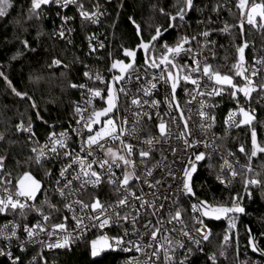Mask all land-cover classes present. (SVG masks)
I'll return each mask as SVG.
<instances>
[{
  "label": "snow or ice",
  "instance_id": "snow-or-ice-1",
  "mask_svg": "<svg viewBox=\"0 0 264 264\" xmlns=\"http://www.w3.org/2000/svg\"><path fill=\"white\" fill-rule=\"evenodd\" d=\"M55 5L59 8H67L70 5H76V11L79 16L91 23L95 24L98 22L100 12L99 4L95 5L91 11L87 10L80 0H30V6L28 8V19L35 17L39 19L43 10V6ZM11 6V0H0V17H5L8 13V9ZM155 7V6H153ZM174 11H166L163 7L159 8V12L162 16L166 17L168 21L167 28L162 25H156L154 34L150 35V38L145 40L143 37V30L136 20L129 16L128 20L135 29V35L139 42L132 47L121 46V55L123 58L111 59L112 53H109L111 63L107 69L110 74V79L105 78L99 71L95 75L92 74L88 66L85 65V71L83 76L89 81H93V86H88L86 83H71L69 87L73 89H80L82 97L87 94L85 100L86 107H81L79 104L73 105V118L75 119L76 128L64 129L60 132L50 131L46 136V143L40 145L36 142V146L32 147V156L29 157V161L36 165H42L50 159L67 160V163H62L59 168L58 174L54 170H46L45 176L52 179L55 175L56 178L53 181L54 188L52 189L54 194H58L59 197L65 201L63 208L69 212H73L76 206H79L81 212L87 210L86 215L89 223H84V217L76 215L73 212L71 220L74 221V230L95 229L96 235L93 239L87 242V246L90 249V255L92 257H99L101 253L108 250L116 251L121 250L125 253H131L133 250L136 253H143L144 250L153 249L151 252L152 257H156L159 260L160 253H163V264H176L175 261V249L177 247H184V244L180 240H173L169 237L168 229L163 227L164 221L162 219L165 205L160 203L159 207H156L159 202V196L156 193H152L153 199L148 200L145 198V194L142 188L139 187L141 181L143 184L148 185L149 188H155L156 185L161 183L160 180H156L154 183L149 181V177L153 175V169L147 168L146 175L143 179L141 176L136 175L137 161L135 157H139V163L144 164L145 161L150 157V151L144 148L139 150L132 144L126 141V136H131L138 130L133 127L131 130L124 127L128 123L125 118L120 123H117L119 117L116 115L118 111V100L119 94L123 93L125 96L128 95L124 87L117 88L116 85L122 84L126 79H132V71L135 69L136 60L139 52L144 53V63L141 65L147 71V69H157L160 71V75L153 76L152 80H148L146 85H141L138 89V93H143L144 97H151L154 91L158 88V85H163L170 89V92H166L164 96V103L167 107L179 113V117L173 116L169 123H176L177 119L184 122V130L180 132V138H183L186 149H197L192 152L187 159L186 163H182L179 171V176L175 172L169 171V175L173 180H178L177 191L187 196L192 200L190 204V210L192 213L191 220L194 225H198L195 231L200 235L199 239H195L191 233L187 230L185 221L183 219L184 212L180 208H176L174 211L169 210L168 220L169 224L175 222L176 224L182 225L180 228V235L187 237L188 240L192 241L196 245H201L203 242H208L211 238V230L207 228L205 219L228 220V229L223 236L222 244L229 241V235L227 231H230L237 227L236 216L237 214L244 213L245 208L240 204L242 196L240 194L230 195L226 198V201L221 202L213 198L212 200L201 199L196 195L194 185L192 183L193 174L197 172L198 162L205 160L210 154L204 151L198 150V145L203 143L205 149L211 147L206 140L190 139L193 133L188 127V122L184 117L183 109H181L177 89L183 82L185 85H192L191 93L192 99L196 96H215L222 97L225 93L228 94L229 99L236 101L234 109L230 108L227 115L224 117L225 131L230 127L247 126L250 129L251 136V149H246L244 145H241L239 151L244 153L248 164L241 166V172H238L228 159H224L220 165L221 169L225 167L228 169L229 175L235 178L237 175L242 176V184L245 194L251 196L249 191L250 186L261 185L262 181L255 175L249 177V173L253 172L251 161L253 157H257L258 154H264V143L258 140V130L254 126L253 122L256 119L255 109H245L240 102L239 96L243 95L245 99H249L251 95L259 88L264 92V83L256 84L252 77L257 75V71H252L250 74L245 68V49L248 47L247 42L236 47L237 59L232 64V74H222L218 68H213L211 64L207 62V59H197V54L189 46L190 40H196V36L189 37L188 35H177L176 40L173 44H169L167 41L160 44L159 49L156 45L162 40L164 33L169 29H178L176 21H184L186 15L194 7V0H175L172 5ZM236 7L240 12L241 19L243 20L246 16L247 23L253 27L264 29V2L256 3L255 0L249 4V0H237ZM215 11V9H213ZM59 15V13H58ZM258 18V19H257ZM61 21L68 22L72 20V17L67 15L60 16ZM230 25H225L222 32L229 31ZM242 27V25H241ZM67 32H71V29H65L62 24L61 27L53 31L52 35L63 39ZM205 38V43L201 44V49L207 46V38L209 36L208 31H204L198 34ZM95 35L89 37V50L90 53L96 49L92 42L95 40ZM71 43V41H69ZM21 44L24 49L35 51L30 47L27 40H21ZM99 48H104L103 43H97ZM20 55L17 52L11 59H16ZM187 55L190 58L189 61H185L183 64L178 63V58ZM257 63L264 64V60L257 61ZM63 61L59 58L53 57L51 63L48 65L49 68H55L61 66ZM163 66V67H161ZM64 68H68L67 64H63ZM198 74V75H197ZM241 78L244 83L237 84L234 82V78ZM139 74L136 75L137 81L140 80ZM0 79H3L5 85L11 89V91L21 99L31 100L32 98L27 95L26 92H21L13 86L12 81L8 78L5 71L0 70ZM33 79V77H29ZM38 79V78H37ZM203 81V90H201ZM95 82H99L100 87L95 86ZM211 88L209 90V83ZM102 89L106 90V95L102 92ZM185 95L190 94L188 87L184 89ZM99 99L102 106L97 108L94 104V100ZM185 103H191V101H185ZM149 100L144 99L142 101L141 96L134 95L131 97V105L142 107L148 105ZM160 101L151 99L150 107H159ZM215 105H213L214 107ZM31 107L36 109L38 105L33 102ZM208 105L203 99L200 100L199 116L201 118L200 128L202 130H210L215 123V116L209 115L205 109ZM134 116H145L151 119L148 112H136ZM37 119H43L39 112L36 113ZM238 120V123H237ZM160 136L152 137L149 136L142 143L152 146L154 142H157L161 137H165L169 134L168 123L160 119L156 125ZM17 132L29 133V139L31 140L35 133L32 131V122L29 120L27 126L23 122L15 125ZM70 133H75L76 136L80 137V149L76 151L74 148H70ZM187 134V135H186ZM4 139V135L0 133V140ZM119 142V148H114L109 142ZM103 153V156H97L96 152ZM176 149H173L175 152ZM62 152V155H61ZM232 155V153H229ZM194 157V159L192 158ZM19 163V162H18ZM27 163V162H26ZM7 165V158L4 155H0V171ZM78 166V170H77ZM94 166H98L94 167ZM156 167V165H153ZM114 169L121 170V175L117 176ZM72 179L69 180V174L73 173ZM107 176V184L115 187V192L119 195L114 202L102 201L97 194H90L89 201L76 198L69 199L70 196H79L81 190L91 185L93 188H97L104 183V177ZM216 179L221 183L225 184L226 180L222 174H217ZM79 182V188L74 189L73 183ZM133 182L137 185L134 190ZM230 182V181H229ZM0 185H5L0 191V214L12 212L13 214L19 213L20 216H26L28 212H34L37 214L39 219L35 223L23 224V232L28 238V243H37L36 238L41 234H46L49 238L56 237L55 241L51 240L45 244L44 241H40L42 247L48 249H61L66 248L72 243L73 234L68 232V216L65 214L59 222H51V214L45 215L40 207H37L35 201L39 199L38 193L44 192L45 199L41 201V204H47L52 211H59L54 204H51L48 199L47 189H44L42 181L37 179L31 172L30 169H25L22 174H19L15 180V190H11L12 180L10 173L0 176ZM140 194L137 195L136 192ZM67 192V195H66ZM168 197H165V201ZM230 202V203H229ZM137 203L139 207H137ZM124 208H131V211L121 212ZM151 209V212L148 210ZM142 212H148L150 216L157 217L155 224L151 221L146 222L143 227L147 235L148 243L141 246L143 241L141 239L144 233L136 231V225L139 222ZM43 221V222H41ZM127 222H130L133 226L134 234L136 239H128V229L124 228L123 232H117L115 235H109L112 226L123 227ZM9 225L11 230L9 231ZM50 225V227H49ZM18 225L12 221H8V224L0 227V237L4 240L10 241L12 238L17 237ZM172 231H176L173 227ZM83 235V231H79L77 238ZM248 235V246L252 248L253 252H261L264 254V248H260L256 244L255 237L249 231ZM261 235H264L262 233ZM20 247L23 250L25 244L23 241L20 243ZM203 251V248L200 249ZM191 253V249L183 259L179 261V264H186L187 256ZM0 255H7L11 258V253H6L3 249H0ZM220 256L224 255V252L219 253ZM39 259H43V256L37 254ZM19 257H16L12 264H17ZM39 259L33 257L36 264H39ZM210 264H217V256L215 253H210L206 257ZM46 264V262H45ZM123 264H138V260L129 256V258L123 262ZM152 264H156L155 261Z\"/></svg>",
  "mask_w": 264,
  "mask_h": 264
},
{
  "label": "trees",
  "instance_id": "trees-1",
  "mask_svg": "<svg viewBox=\"0 0 264 264\" xmlns=\"http://www.w3.org/2000/svg\"><path fill=\"white\" fill-rule=\"evenodd\" d=\"M207 1V13L212 15L213 9L218 10L214 17L208 21V28L215 32L214 38L217 46L215 56L211 65L218 68L222 74H232V64L236 61V47L245 41L248 47L245 49V68L256 67L259 70L256 84L264 83V64L257 61L264 60V29L253 26L242 25L239 23L240 12L236 7L237 0H194V7L189 16L184 21H176L178 29L166 33L162 40L156 45L159 49L160 44L167 41L173 44L177 35L195 36L199 22L202 19V11ZM260 3L264 0H258ZM87 10L99 4L103 7L105 14L97 24H77L75 32V44H70L64 38L53 36V31L57 30L59 16L56 14L55 5L43 6L39 19L35 17L28 19V8L30 0H11V6L5 17H0V70L5 71L8 78L18 91L26 92L31 100L21 99L8 88L3 79H0V133L4 139L0 140V155L7 158V165L0 171V175L10 173L13 180V190H15V180L25 169H30L32 174L42 181L44 189H47L48 199L59 211H55L57 218L63 216L62 204L56 200L51 188V180L45 176L46 170H54L56 162H45L36 165L29 161L33 155L32 145L22 132H17L15 125L23 122L25 125L31 120L33 132L40 140H45L48 132H59L67 127L73 117V105L78 99L77 89L69 87V82L78 84L85 77L82 75L86 70L98 67L100 74L110 79L107 69L111 59L122 58L121 46L132 47L139 42L135 35V29L129 22L128 17L132 16L141 25L145 40L154 34L156 25L167 28L168 21L162 16L159 8L163 7L166 11H174L172 5L175 0H80ZM252 0H249V4ZM155 6V7H153ZM58 10V9H57ZM67 9L65 12H69ZM59 12V10H58ZM62 14V12H61ZM215 19H218L216 21ZM258 19V18H257ZM230 25L229 31L222 35L220 27ZM97 31H104L111 37V44L102 53L100 61L95 64L86 55L83 48H79L78 41L84 36ZM21 40H27L32 49H24ZM17 52L20 55L16 59H11ZM109 53H112L111 59ZM59 58L63 64L69 67L64 68L63 64L55 68H49L52 58ZM143 62L142 55H138L137 64ZM33 79H29V77ZM38 78V79H37ZM234 82L243 84L244 81L236 77ZM98 87L100 84L98 82ZM118 88V86H116ZM106 94V90L102 89ZM224 104L223 111L231 105V99L227 93L219 97ZM239 100L243 102L245 109H255L256 119L253 122L258 130V140L264 143V92L259 88L249 99H245L242 94ZM35 102L38 108L34 109L31 104ZM39 112L43 119H37L36 113ZM238 123V122H237ZM218 145L224 151L238 152L241 145L246 149H251L250 129L247 126L231 127L225 131V127H220ZM240 158L248 163L244 153ZM19 162V163H18ZM27 162V163H26ZM253 172L249 177L256 173L262 174L264 170V154H258L251 161ZM219 171V161L217 159L206 160L199 167L193 179L196 195L201 199L224 202L230 195L240 194L241 205L245 208V216L253 231L256 234L259 246L264 248V187L252 189L251 196L244 192L242 176L239 175L235 183L223 188L216 182ZM242 171V170H241ZM240 171V172H241ZM260 175L257 177L259 178ZM39 199L36 206L43 212L50 209L47 204H41L45 199V193H38ZM230 203V202H229ZM28 220L34 216L28 212ZM8 218H19V213L7 212L0 214V223ZM59 221V220H57ZM53 221V222H57ZM211 230V238L206 244V252L198 255L191 264H210L206 257L210 253L217 256V264H251L253 260L256 264H264V260L252 254L248 247V235L245 223L241 216L237 218V227L227 231L229 241L222 244L223 236L228 229L227 222H207ZM88 240L77 243L68 251H56L47 255L60 264H112L115 255L108 253L100 257L91 258L90 249L87 246ZM2 244L0 243V248ZM223 251L224 255L219 253ZM24 260L17 261L23 264ZM0 264H12L10 260L0 256Z\"/></svg>",
  "mask_w": 264,
  "mask_h": 264
},
{
  "label": "built area",
  "instance_id": "built-area-1",
  "mask_svg": "<svg viewBox=\"0 0 264 264\" xmlns=\"http://www.w3.org/2000/svg\"><path fill=\"white\" fill-rule=\"evenodd\" d=\"M256 3H260L258 0H255ZM56 7V6H55ZM58 8L56 7V14L58 15L59 13V22H58V26L57 29H59L61 27V25L63 24L65 29H71L72 31L69 33L66 31V35L64 37V39L66 41H71L70 44H75V32L77 30V24L81 23H91V21H87L82 19L79 14L76 11V5H70L67 8H59V12L57 10ZM67 9H71L68 10L69 12H65ZM100 12L102 13L99 18H98V22L99 20H101V18L103 17V15L105 14L103 7H100ZM91 11V10H90ZM218 10H215L214 12H212V15H209L207 13V1L205 4V8L202 11V19L199 22V28L195 34V36L197 37L196 40H190V44L189 46L193 49V51L197 54V59H207V62L209 64H211L212 59L215 56V51H216V40L213 39L214 38V31L209 30L208 28V21L211 20L214 15L216 14ZM62 12V14H61ZM61 15H67L69 17H72V20L68 21V22H63L60 19ZM216 21H218V19H215ZM97 22V23H98ZM95 23V24H97ZM239 23L241 25H248V26H252L250 24L247 23V19L246 16L245 18L242 20L241 16L239 18ZM225 26H221L220 29H223ZM204 31H208L209 32V36L207 38V46L204 47L203 49H201V44L205 43V38L199 36L198 34ZM222 35H225L227 32H222L220 31ZM95 35L96 39L91 41L93 46L95 47V51L90 53L89 50V37ZM190 37V36H189ZM103 43L105 45L104 48H99L97 46V43ZM111 44V37L109 35H106L104 31H97V32H93L91 34H88L86 36H84L81 40L78 41V45L79 48H83L86 55H88L93 62H95V64H97L100 59H101V53ZM185 61H189L190 62V58L187 55L182 56L181 58H178V63L183 64ZM141 65H143V62L140 64L136 63L135 69L132 71V79L129 80H125L122 84H120L118 86L119 87H124L125 90L127 91L128 95L125 96L123 93L119 94V100H118V111L116 113V115L119 117V119L117 120V123H120L121 121H123L125 118H127L128 123L126 125H124V127L128 128L129 130H131L133 127H135L138 132L133 133L131 136H126L125 139L127 142L132 143L137 150L144 148L146 150L150 151V157L145 161L144 164H140L139 163V157H138V152H137V156L135 157L136 161H137V168H136V175L137 176H141V178L143 179L144 175H146V169L147 168H152L153 169V175L152 177H149V181L151 183H154L156 180H160L161 183L159 185H156L155 188H149L148 185L143 184L142 181L139 185L140 188H142L144 194H145V198L148 200H152L153 196L152 193H156L157 196H159V202L157 203L156 207H159L160 203H163L165 205L164 209L162 210L163 212V227L168 229V235L170 238H172L173 240H180L183 244L184 247H177L175 249V261L176 264H179V261L181 259L184 258V256L186 255V253L188 252V249H191V253L187 256V261L186 264H191L193 262V260L200 254H203L206 252V244L207 242H203L201 243V245H196L195 243H193L192 241L188 240L187 237H183L180 235V228L183 227L182 225L176 224L175 222H173L172 224L167 223L166 221L168 220V212L169 210L174 211L176 208H180L183 212H184V216L183 219L185 221V225L187 226V230L191 233V235L195 238V239H199L200 235L195 231V228L198 227V225H194V222L191 220V210H190V204L192 203V200L190 198H188L185 195L180 194L177 191L178 188V180H173V178L169 175V171L171 170L172 172H175L177 174V176H179V171L181 169V165L182 163H186L187 159L189 158L190 154L194 151H196L197 149H186V146L184 145V141L183 138H180V132H182L184 130V122L180 121L179 119H177L176 123H169L171 120V117L176 116L179 117V113L175 111V108L173 107L172 110H170L167 105L163 102L164 101V96L166 94V92H170V89L166 88L163 83L161 82V84L158 85V88L154 91L153 95L151 97H144L143 93H138L137 89L143 84L146 85L148 80H152L153 76H159L160 75V71L159 70H153L151 68L147 69V71H145V69L143 67H141ZM163 67V66H161ZM248 70V73L250 74L252 71H257V75L255 77H252L253 81L257 78L258 74H259V70L256 67H251V68H246ZM92 74L95 75L97 71H99L98 67L95 65L93 68L90 69ZM139 74V76L141 77L139 81H137L136 79V75ZM198 75V74H197ZM80 83H86L88 84V86H93V81H89L87 80V78H85L83 81H80L78 84ZM209 83V90L211 88V83L212 82H208ZM98 82H95V86L98 87ZM185 87H188L190 90V94L189 95H185ZM192 85H185L183 82H181V85L178 87L177 89V94H178V101L180 104L181 109H183V114L185 119L188 122V127L189 129L192 130V137H190V139L194 138L197 140H206L211 147L205 149L203 143H201L200 145H198V150L199 151H204L209 153L210 155L208 157L205 158V160L202 161V163L199 165V167L203 164L204 161L206 160H212V159H217L219 161V171L218 174H222L226 180L225 184H221L217 179L216 182L218 185H220L223 188H228L230 186H232L235 181L237 180L238 176L237 175L235 178H232L229 175L228 169L225 167L224 169H221L220 165L223 163L224 159H228L229 162L233 165V167L240 172L241 171V166L242 165H247L248 163L243 161L240 158V154H242L239 150L238 152H234V151H224L222 150L219 145H218V138H219V128L220 127H226L223 123L224 121V117L227 115V112L230 108L234 109L236 106V101L231 100V105H229L224 111V104L221 100H219L218 97L215 96H204V97H200V96H196L195 99H192V93H191V89H192ZM201 90H203V81H202V87ZM77 94H78V99L76 101L75 104H79L81 107H86L85 105V100L88 98L87 94L85 93V95L82 97L81 95V90L77 89ZM106 95V94H105ZM134 95H139L142 98V101L144 99H148L149 100V104L148 105H143L142 107L139 106H135V105H131V97ZM151 99H156L158 101H160V105L159 107H150V103H151ZM203 99L204 102L208 105V107L205 109L206 112H208L209 115L215 116V123L213 125V127L210 130H202L200 128V124H201V118L199 116V110H200V100ZM191 101V103H185V101ZM240 104L243 106V102L240 101ZM94 104L97 108L101 107L102 104L100 102V100L97 98L96 100H94ZM213 105H215L213 107ZM136 112H148L149 115L151 116V119H148L145 116H134L133 113ZM160 119H162L163 121H165L166 123H168V127H169V134L166 135L165 137H161L157 142H154L152 144V146L149 148L148 145L142 143L144 140H146L149 136L152 137H159V131L156 127V125L159 123ZM238 122V120H237ZM27 126V125H25ZM76 122L75 119L72 117V121L71 123L63 128L60 131H63L64 129H70V128H76ZM231 128V127H230ZM33 131V129H32ZM59 131V132H60ZM24 134V136L27 138V140L30 142V144L32 145V147L36 146V142L38 141L40 145H43L46 143V139L45 140H40L36 134L32 137V139H29V133H25L22 132ZM58 133V132H57ZM187 135V134H186ZM80 137L76 136L75 133H70V144L69 147L70 148H74L76 151H79L80 149ZM111 144L112 147L114 148H119V142H109ZM173 149H176L175 152H173ZM229 153H232V155H229ZM62 155V152H61ZM97 156L102 157L103 153L99 152V150H97L96 152ZM194 159V157H192ZM56 162V168H55V173L58 174L59 168L61 167L62 163H67L68 161L65 160H60L59 157H57V159H50L47 162ZM153 165H156V167H153ZM252 166V165H251ZM97 167L98 166H94ZM77 170H78V166H77ZM116 171L117 176L121 175V170L119 169H114ZM5 174H2L0 176H3ZM72 175H74V172L69 174L68 179L71 180L72 179ZM217 177V176H216ZM11 178V177H10ZM56 176L53 175L52 176V181H51V188H54V184L53 181L55 180ZM262 181L261 185H257V187L260 189V187H264V170L262 171V174L260 175V177L258 178ZM12 180V178H11ZM230 181V182H229ZM5 185H0V189H2ZM13 180H12V186H11V190H13ZM74 189L79 188V182H74L73 186ZM253 187V186H250ZM256 187V186H254ZM133 188L134 190L137 188V185L135 184V182H133ZM249 191L252 194V189L249 188ZM53 192V191H52ZM2 191H0V195H2ZM90 194H97L99 195V198L102 201H107V202H114L119 195H122L123 193L117 194L115 192V187L112 185H108L107 184V176L104 177V183L97 187V188H93L91 185L87 186V188L81 190V194L79 196H70L69 199H76V198H80L85 200V202L89 201V196ZM137 195L140 194L139 191L136 192ZM56 200L59 201L62 204V210H63V216L66 214L68 216V232H71L73 234V240L72 243L70 245H68L66 248H61V249H48L47 247H42L40 244V241H44L45 244L47 242H49L50 240L52 242L55 241L56 237H52L49 238L46 234L41 233L37 238V243L32 244V243H28V238L26 236V234L23 232V224L24 223H28L29 225L32 223H35L37 221V219H39V217L37 216L36 213L34 212H30L34 218L33 219H29L28 220V216H20L18 219L15 218H8L5 219L4 221H2L0 223V227L8 224V221H12L13 223L17 224V237L12 238L10 241L8 240H4L3 237H0V243L2 244V247L0 249H3L4 252L6 253H11L12 256L11 258H9V256L7 255H0L1 257H5L8 260L12 261L16 258L19 257V260H24L23 264H36V261L33 260V257H37V259H39V257L37 256V254L39 253L40 255L43 256V259H39V264H60L59 262H57V260L53 259V258H47V255H50L51 253H54L56 251H68L70 250L73 246H75L77 243L83 241V240H88L90 241L91 239H93L95 237L96 230L95 229H88L87 231L84 230H74V221L71 220V217L73 215V212L76 215L79 216H83L84 217V223L87 225L89 223L88 219H87V215L86 212L87 210H85V212H81L79 206H76L73 210V212H69L67 209L63 208V203L65 201H63L58 194H54ZM67 195V192H66ZM165 197H168V199L165 201ZM36 204V201H35ZM241 204V203H240ZM137 207H139L138 203H137ZM125 211H131V208H124L121 212V215H123V212ZM148 212H151V209L148 210ZM148 212H142L141 213V217L139 219L138 224L136 225V231H138L139 233H144V236L141 237L143 243H142V247L144 244L148 243L147 240V235L149 233L145 232V229L143 227V225L148 222L151 221L153 224H155L157 217L154 216H150L148 214ZM45 213V212H44ZM51 214L52 216V221H57L61 218H57L55 211H52L51 209L48 210V212L45 213V215ZM237 218L238 215L236 216V224H237ZM57 221V222H59ZM43 222V221H41ZM224 222L228 223V220L226 219ZM205 223L207 225V221L205 220ZM50 227V225H49ZM173 227L176 228V231H172ZM124 228L128 229V239H132L135 240L136 239V235L134 234V230H133V226L130 222H127L123 225V227H117V226H112L111 227V231L109 232V235H115L117 234V232H123ZM207 228H209V226L207 225ZM11 230V226L9 225V231ZM79 231H83V235L80 236L79 238H77L78 232ZM212 236V234H211ZM21 241L24 242L25 247L23 248V250L20 247V243ZM203 248V251H201L200 249ZM153 251V249H145L143 253H136L134 250L131 253H125L121 250H116V251H112V250H108L104 253H101L100 256L104 255V254H114L115 255V259L113 261L112 264H123L124 261H126L129 256H133L138 260V264H152L153 261L156 262V264H163V253H160L159 256V260H157L156 257H152L151 256V252ZM91 256V255H90ZM99 256V257H100ZM91 258H94L91 256ZM96 258V257H95ZM18 260V261H19ZM251 264H256V261L253 260L251 261Z\"/></svg>",
  "mask_w": 264,
  "mask_h": 264
},
{
  "label": "water",
  "instance_id": "water-1",
  "mask_svg": "<svg viewBox=\"0 0 264 264\" xmlns=\"http://www.w3.org/2000/svg\"><path fill=\"white\" fill-rule=\"evenodd\" d=\"M189 14H190V12L186 15V18L189 16ZM185 18V19H186ZM173 29H169L166 33H168V32H170V31H172ZM166 33H164V35L166 34ZM163 35V36H164ZM141 53V55H142V58H143V63H144V53L142 52V51H140L139 52V54ZM123 58V57H122ZM137 59H138V57H137ZM136 63H137V60H136ZM153 70H156V69H153ZM120 84H118V85H116V86H119ZM202 163V161L201 162H198V169H199V165ZM198 169H197V172H198ZM197 172H195L194 174H193V179H194V177L196 176V174H197ZM192 183H193V180H192ZM238 216H241L242 218H243V221H244V223H245V227H246V231H247V233L250 231L251 233H252V235L255 237V240H256V244H257V246L258 247H260L259 246V243H258V240H257V238H256V234H255V232L253 231V229H252V227H251V225L249 224V222L247 221V219H246V216H245V212L244 213H240V214H237ZM207 222H214V223H219V222H223V221H225L226 219H221V220H214V219H205ZM249 247V246H248ZM261 248V247H260ZM249 250H250V252L252 253V254H254V255H256V256H258L259 258H261V259H263L264 260V254H262L261 252H259V251H257V252H253L252 251V248L251 247H249Z\"/></svg>",
  "mask_w": 264,
  "mask_h": 264
},
{
  "label": "flooded vegetation",
  "instance_id": "flooded-vegetation-1",
  "mask_svg": "<svg viewBox=\"0 0 264 264\" xmlns=\"http://www.w3.org/2000/svg\"><path fill=\"white\" fill-rule=\"evenodd\" d=\"M140 54H141V53H140ZM140 54H139V55H140Z\"/></svg>",
  "mask_w": 264,
  "mask_h": 264
},
{
  "label": "rangeland",
  "instance_id": "rangeland-1",
  "mask_svg": "<svg viewBox=\"0 0 264 264\" xmlns=\"http://www.w3.org/2000/svg\"><path fill=\"white\" fill-rule=\"evenodd\" d=\"M207 225H208V223H207Z\"/></svg>",
  "mask_w": 264,
  "mask_h": 264
}]
</instances>
